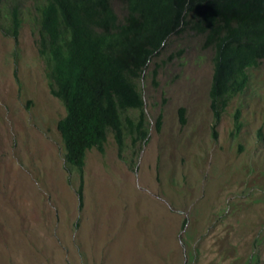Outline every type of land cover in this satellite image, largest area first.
<instances>
[{"label": "rangeland", "instance_id": "rangeland-1", "mask_svg": "<svg viewBox=\"0 0 264 264\" xmlns=\"http://www.w3.org/2000/svg\"><path fill=\"white\" fill-rule=\"evenodd\" d=\"M25 4L18 40L0 30V264H264V62L215 139L212 54L173 39L139 81L148 137L88 152L81 209Z\"/></svg>", "mask_w": 264, "mask_h": 264}, {"label": "trees", "instance_id": "trees-1", "mask_svg": "<svg viewBox=\"0 0 264 264\" xmlns=\"http://www.w3.org/2000/svg\"><path fill=\"white\" fill-rule=\"evenodd\" d=\"M25 2L0 0V30L16 40ZM33 8L36 45L50 91L66 108L57 128L70 183L79 175L81 209L88 152L105 153L109 133L120 155L128 136L134 145L148 137L139 81L173 39L191 38L212 54L209 97L215 139L227 108L245 95L252 71L264 62V0H34ZM174 58L173 53L169 59ZM159 68L157 64L154 78ZM134 110L141 111L138 121L125 116ZM186 114L181 108L183 125ZM242 117L241 106L234 115L236 137L244 128ZM162 121L160 115L159 130Z\"/></svg>", "mask_w": 264, "mask_h": 264}]
</instances>
